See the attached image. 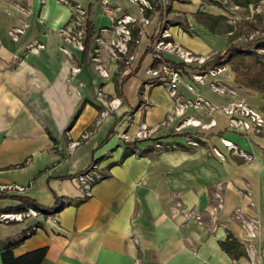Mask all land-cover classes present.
Listing matches in <instances>:
<instances>
[{
    "label": "crops",
    "instance_id": "1",
    "mask_svg": "<svg viewBox=\"0 0 264 264\" xmlns=\"http://www.w3.org/2000/svg\"><path fill=\"white\" fill-rule=\"evenodd\" d=\"M253 1L169 0L166 18L171 39L198 55L223 52L230 38L234 43L238 39L232 36L237 20L262 17L258 2L264 4V0ZM80 2L90 13L94 34L107 42L112 21L103 14L101 1ZM111 4H119L141 19L137 6L128 0H111ZM197 12L214 20H197ZM147 16L150 22L141 32L133 31L129 45L133 58L128 67L105 46L100 48L109 72L103 78L89 56L83 61L82 51L64 42L60 29L70 19L66 6L55 0H0V184L23 187L19 192H2L0 207L19 205L14 196L28 197L45 208L53 206L57 198L64 203L57 222L45 214L1 222L0 264L1 247L34 224L39 225L36 231L12 251L18 257L46 247L40 264H135L136 260L142 264H264V128L258 135L228 129L226 116L219 112L211 114L215 124L208 125L207 114L193 107L174 115L165 87L148 86L152 79L146 68L162 62L146 53L159 26V12L148 11ZM12 28L20 30L17 39L9 35ZM36 44L45 47L37 50ZM72 67L80 70L72 74ZM223 67L216 79L264 113L263 93L239 86L230 64ZM191 71L195 70L182 69L180 95L193 98L200 94L213 104L226 101L228 95L209 89L210 78L204 84L196 83L194 91L188 90ZM98 88L104 98L97 96ZM112 98H120L121 103L101 117ZM188 118L198 123L185 124ZM141 122L153 129L151 138L186 146L185 137L195 134L200 145L155 155H127V146L119 141L117 132L132 135ZM220 137L252 159L227 150ZM71 142H75L72 148ZM149 143L150 139L138 142L141 150ZM210 146H216L224 160L209 155ZM92 162L105 176L93 187L92 196L83 199L74 176ZM218 188L224 207L213 212V193ZM176 200L181 208L175 206ZM237 206L260 221L253 255L243 244V254L237 257L220 247L228 231L240 243L244 239L238 222L231 218ZM193 210L199 211L200 221L184 216Z\"/></svg>",
    "mask_w": 264,
    "mask_h": 264
},
{
    "label": "built area",
    "instance_id": "2",
    "mask_svg": "<svg viewBox=\"0 0 264 264\" xmlns=\"http://www.w3.org/2000/svg\"><path fill=\"white\" fill-rule=\"evenodd\" d=\"M41 3L45 0H39ZM57 3L66 6L70 11V19L66 25L60 29V34L66 44L73 45L82 51L83 49V38L86 31V23L89 16L88 9L80 2V0H55ZM101 9L103 14H108L111 18V25L109 26L112 29L110 39L105 42L103 38L94 34L92 43L89 49V59L92 62L94 69L98 74L106 78L109 75L108 68L106 64L103 63L100 57V48L105 46L109 54L113 58L124 61L125 63H130L133 56L129 53V45L132 41V34L134 30L141 32V27L147 25L150 20L146 15L148 11H154L155 6L152 4L154 0H128L130 3H133L137 6V10L141 15V19H138L134 14L126 12L123 10V7L119 4H111V0H100ZM162 5L168 4L167 0H160ZM119 15L117 16V14ZM105 27H102L100 30H105ZM20 33V30L17 28H12L9 30V35L13 39H17V35ZM254 35L251 34L248 38L251 39ZM155 43L153 45V52L159 53L162 56L168 54L176 57L183 64V67L173 68L166 63H161L158 67H148L146 72L151 76L152 81L148 83V86H153L155 84H161L165 87L169 97L173 102V111L174 115H182L183 112L190 108L202 109L205 114L209 117L208 125L215 124V120L212 113H222L226 116L227 122L226 127L228 129L243 132L246 134H255L258 135L262 132L264 128V113L258 109L252 107L245 100L241 99L238 96L236 90L225 87L220 80L216 79V76L224 70V65H207L209 61L215 58V54L212 55H198L192 51L184 48L183 46L176 44L171 39V33L169 30V23L163 21V26H158L155 34ZM40 45L37 47L39 48ZM35 48V49H37ZM165 57V56H164ZM194 69L190 73V82H186V87L190 91H194L195 84L200 83L204 84L207 79L210 78L208 82V87L213 92L218 94L228 95L226 101L222 104H213L209 99L205 98L200 94H196L193 98H185L178 93V86L182 81L181 74L183 68ZM80 70L78 67H72V74L77 73ZM97 96L99 98H104V92L102 88H98ZM107 105L104 110L101 111V117L106 116L111 112V110L117 108L121 103L120 98H112L107 100ZM170 118H172L170 116ZM198 123L191 118L185 119V124ZM153 129L149 127L145 122H141L132 135L128 134L126 131L117 132V137L124 146L130 147L133 150V154L140 156L139 151L140 146L138 142L140 140L150 139L148 147L152 148V154H158L159 152L171 149H177L178 143L164 138H151ZM185 144L187 147H198L200 145L199 138L195 135H187L185 137ZM220 142L225 146V148L231 151L233 154L243 157L245 160H251L252 156L244 152L232 141L220 137ZM75 145V142H71L69 147L72 148ZM147 148V147H146ZM209 155H213L220 160H224V154L216 147L210 146L208 148ZM105 176V171L100 168L96 162H92L82 171L78 172L74 179L76 181L77 187L80 191L81 197L83 199L90 198L93 194V187L97 182L102 180ZM23 187L18 184H0V192L7 191H22ZM264 192V186H263ZM211 204V210L217 212L218 210L224 207V196L221 191V188H218L213 193V199ZM250 205L253 206V202H250ZM175 206L177 208L182 207V203L179 200L175 201ZM57 213L52 212L45 214L40 212L35 208L28 207L25 211L22 212H3L0 213V222L11 223L22 221L24 218L28 217H37L40 214L49 215L52 217L53 222H57ZM186 218L193 217L196 220L200 221L201 216L199 211H186L184 213ZM231 218L238 222L242 234L243 241L241 242L250 255L254 254V239L257 236L260 227L259 219L252 214H248L243 211V208L240 206L235 207L231 211ZM39 226L37 224L29 227L25 234L30 236L32 230L35 232ZM261 255L264 258V245L261 249ZM252 258V257H251ZM135 264H142L140 260H136ZM252 264H259L255 261H252Z\"/></svg>",
    "mask_w": 264,
    "mask_h": 264
},
{
    "label": "trees",
    "instance_id": "3",
    "mask_svg": "<svg viewBox=\"0 0 264 264\" xmlns=\"http://www.w3.org/2000/svg\"><path fill=\"white\" fill-rule=\"evenodd\" d=\"M152 4L155 6V9L159 12L160 20L159 26H163V21L169 20L166 18V14L170 9L166 5H162L160 0L152 1ZM147 15V13H146ZM197 20L203 21V18L213 19L210 15L205 13L197 12ZM216 19V18H215ZM184 30L188 31L189 26L182 24ZM95 31L94 23L90 18V13L86 23L85 36L83 38V49H82V60L85 61L88 57L90 45L92 43L93 34ZM138 32V30H135ZM155 37L152 38L151 44L146 48V53H153L155 56L161 60L162 63H166L173 68L183 67V64L176 63L168 58H165L159 53L153 52V45L155 43ZM264 37H252L246 44H237L229 41V44L226 46L223 52L215 54V58L207 63V65H225L230 64L232 70L235 73V81L239 86L245 88L255 89L264 95ZM185 147L178 144V148ZM193 148V147H189ZM126 154H133V150L130 147L126 148ZM152 148L147 147L139 151L140 155H155L152 154ZM5 195L0 192V199ZM20 203L15 207L1 208L0 213L3 212H22L25 211L28 207L35 208L42 213L49 214L52 212H59L60 209L64 206V203L61 199L57 198L53 206L45 208L37 204L34 200L25 197V196H14ZM1 223V222H0ZM38 225V224H37ZM39 226V225H38ZM32 233L34 231L32 230ZM28 235L25 232L17 239L11 240L4 244L1 247V257L2 264H40L45 253L46 247H40L21 256H14L13 247L22 242ZM241 244L236 237L228 231L226 239L220 241V247L232 257H237L242 255Z\"/></svg>",
    "mask_w": 264,
    "mask_h": 264
},
{
    "label": "rangeland",
    "instance_id": "4",
    "mask_svg": "<svg viewBox=\"0 0 264 264\" xmlns=\"http://www.w3.org/2000/svg\"><path fill=\"white\" fill-rule=\"evenodd\" d=\"M169 2V0H167ZM259 0H254L253 2H258ZM259 6V15L261 14L262 17L255 18V21L252 19L247 18H240V20H237L236 22V30L234 32V38H238L235 40V43L237 44H246L250 39L248 38L251 33H254L253 37H264V4H262L260 1L258 2ZM248 10V9H247ZM244 15L246 14V11H243ZM248 14H250V11H248ZM256 15V12L254 11V16ZM253 16V18H254ZM42 44H36V48ZM264 56V52L262 53ZM127 67L129 66L128 63H124Z\"/></svg>",
    "mask_w": 264,
    "mask_h": 264
},
{
    "label": "bare ground",
    "instance_id": "5",
    "mask_svg": "<svg viewBox=\"0 0 264 264\" xmlns=\"http://www.w3.org/2000/svg\"><path fill=\"white\" fill-rule=\"evenodd\" d=\"M45 46H40L39 48H37V50H41L43 49ZM63 51H65L67 53L68 50H66V48L63 47Z\"/></svg>",
    "mask_w": 264,
    "mask_h": 264
}]
</instances>
